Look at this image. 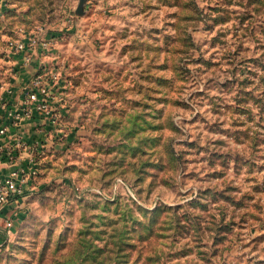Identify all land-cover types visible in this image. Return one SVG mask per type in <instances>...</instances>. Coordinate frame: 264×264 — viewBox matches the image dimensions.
<instances>
[{"label":"rangeland","instance_id":"rangeland-1","mask_svg":"<svg viewBox=\"0 0 264 264\" xmlns=\"http://www.w3.org/2000/svg\"><path fill=\"white\" fill-rule=\"evenodd\" d=\"M6 3L0 78L50 38L67 131L0 264H264V0Z\"/></svg>","mask_w":264,"mask_h":264},{"label":"built area","instance_id":"built-area-1","mask_svg":"<svg viewBox=\"0 0 264 264\" xmlns=\"http://www.w3.org/2000/svg\"><path fill=\"white\" fill-rule=\"evenodd\" d=\"M6 4V0H0V14L4 12ZM51 46L50 38L32 35L26 39L9 43L10 49L13 50V57L20 56L25 62L30 61L33 51L47 55ZM60 81V75L54 67L41 64L23 86L22 96L17 105L11 104L9 100L0 96V118L6 121L0 124V137L6 138L10 127L31 120L36 115H41L47 126L44 131L50 128L49 130L59 134L57 139H61L65 134L62 120L65 100ZM0 90L10 92L7 83L1 78ZM12 140L13 143L0 145V158L10 166L7 174L0 175V207L11 204L20 205L27 196V184L38 173L37 155L44 147L40 140L28 143L20 136H15Z\"/></svg>","mask_w":264,"mask_h":264},{"label":"crops","instance_id":"crops-1","mask_svg":"<svg viewBox=\"0 0 264 264\" xmlns=\"http://www.w3.org/2000/svg\"><path fill=\"white\" fill-rule=\"evenodd\" d=\"M48 55H43L39 51H33L30 57L29 62H25L24 60L21 59V57H13L12 58V63H13V68L12 72L10 73L9 77H4L1 78L3 81L7 83V87L10 90V92H3L0 90V96H3L5 99L9 100L11 104L17 105L20 102V98L22 96V88L23 86L28 82L30 76L32 73H34L38 66L41 64H50ZM6 122L3 118H0V124L2 122ZM63 124L65 126V132L67 131L66 124ZM47 126H45L44 121L42 120L41 115H36L34 116L33 119L24 121L19 123L18 125L14 127H10L7 133V137L3 138L0 137V145H6L8 142L13 143L12 138L15 136H20L22 137L26 142L28 143H33L36 140H40L43 142L42 149L40 150V153L37 155V158H40V155L44 151H48L50 148L56 146L61 140L57 139L58 133L53 130L44 131ZM46 132V133H45ZM64 134L63 136H65ZM59 145V144H58ZM10 171V166L6 164L1 158H0V175H5ZM27 199L26 197L22 200L21 204H23V201ZM6 205L3 207H0V233H1V238L3 239H8L10 238V229L11 224L13 221H11V218L16 219L18 216L21 217V214L18 209L22 208V205ZM4 223V224H3ZM8 224H10L8 226ZM2 227V228H1ZM8 227V228H7ZM9 230V231H7ZM5 233V235H4Z\"/></svg>","mask_w":264,"mask_h":264},{"label":"water","instance_id":"water-1","mask_svg":"<svg viewBox=\"0 0 264 264\" xmlns=\"http://www.w3.org/2000/svg\"><path fill=\"white\" fill-rule=\"evenodd\" d=\"M80 12H81V9H80V8H78V9H77V13H80Z\"/></svg>","mask_w":264,"mask_h":264}]
</instances>
